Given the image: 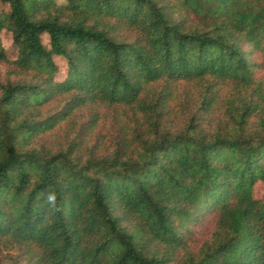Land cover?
<instances>
[{
  "label": "trees",
  "instance_id": "obj_1",
  "mask_svg": "<svg viewBox=\"0 0 264 264\" xmlns=\"http://www.w3.org/2000/svg\"><path fill=\"white\" fill-rule=\"evenodd\" d=\"M1 64L0 264H264V0H0Z\"/></svg>",
  "mask_w": 264,
  "mask_h": 264
},
{
  "label": "rangeland",
  "instance_id": "obj_2",
  "mask_svg": "<svg viewBox=\"0 0 264 264\" xmlns=\"http://www.w3.org/2000/svg\"><path fill=\"white\" fill-rule=\"evenodd\" d=\"M60 2H63L64 0H59ZM42 42L47 47L50 48L49 43V37L48 35L42 36ZM2 46L5 50L6 56L10 61H15L18 56V49L13 43V37L12 34L8 31H4L2 34ZM55 63L57 64L59 68V72L57 74V79H63L66 75V64L65 61L62 58L55 57L54 58ZM11 67L8 64H1L0 65V78H5L10 74ZM264 75V74H262ZM62 133V132H61ZM59 133V135L61 134ZM56 138L55 134L50 135L48 141L52 142ZM255 196L257 198H263L264 197V184L259 183L255 188Z\"/></svg>",
  "mask_w": 264,
  "mask_h": 264
}]
</instances>
